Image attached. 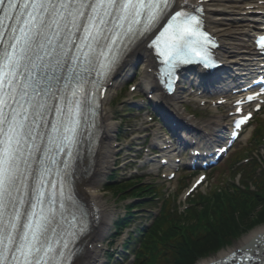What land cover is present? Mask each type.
I'll return each instance as SVG.
<instances>
[{
    "label": "snow or ice",
    "instance_id": "1",
    "mask_svg": "<svg viewBox=\"0 0 264 264\" xmlns=\"http://www.w3.org/2000/svg\"><path fill=\"white\" fill-rule=\"evenodd\" d=\"M186 8L176 0H0V264H69L70 177L90 74L146 33L170 68L200 55V21Z\"/></svg>",
    "mask_w": 264,
    "mask_h": 264
},
{
    "label": "trees",
    "instance_id": "2",
    "mask_svg": "<svg viewBox=\"0 0 264 264\" xmlns=\"http://www.w3.org/2000/svg\"><path fill=\"white\" fill-rule=\"evenodd\" d=\"M261 183L257 194L234 196L227 193L224 201L215 191L211 200V223L210 200L202 195L201 208L190 211L188 219H180L177 212L162 215L146 237L145 250L150 257L143 256L141 264H195L264 223V180ZM183 221L188 223L186 230L181 224Z\"/></svg>",
    "mask_w": 264,
    "mask_h": 264
},
{
    "label": "bare ground",
    "instance_id": "3",
    "mask_svg": "<svg viewBox=\"0 0 264 264\" xmlns=\"http://www.w3.org/2000/svg\"><path fill=\"white\" fill-rule=\"evenodd\" d=\"M186 0H178V4L182 3ZM192 1H198V0H192ZM221 0H211V5H207V24L210 25L211 29L215 32V35L220 39V42H223V49L219 50V58L224 59L226 57L225 50L227 49L226 45H228L227 41L232 40L236 42L237 49L240 51V53L236 56H240L241 58L245 59L252 56V49L250 45H248L247 40V33H245V30L240 31L241 33H235V34H227L223 29H220L221 23H223V17L221 12H219V5L217 4ZM217 4V6H216ZM216 7V8H215ZM251 19V16H243L240 19V24H242V27H248L246 24L250 25L252 24L249 20ZM137 55H141L145 59V64L147 68L152 67L154 68L153 59L150 55V52L144 48L139 47L137 50L132 52L127 58V60L123 63L122 67L119 69V71L115 74V77L113 79L112 87L108 90L107 96L102 101V111H101V141L100 146L98 148V151L94 150L92 152V155H90V158L85 161V165L87 166V170L84 172V174L77 179V182L75 184L76 191L79 194V196L83 199L85 203H90V205L97 206L100 210V219L97 220L94 227L91 228V231L89 234L86 235V237L83 240L84 245L86 246V249L83 248L80 253L79 261L76 260L73 264H92L93 262L96 263L95 259L98 257V249L97 244L100 243V238L103 237L108 230V227L112 223V216L110 213H108L105 209H103L101 205V197L102 195L95 191L98 186L99 178H102V175L106 170L109 169L111 165V159L114 154V149L112 147V142L110 143V140L113 139V134L116 131V125L112 120L113 115L110 113L108 103L110 102L109 93L114 91L116 87L122 82V80L127 76V74H130L131 72V64L132 60H135ZM145 90L154 89L158 91L155 82L153 81L152 75L146 74L145 77ZM143 84V83H142ZM178 98L173 99V103H177ZM175 113V112H174ZM176 114V113H175ZM222 117H220V120ZM219 119H216L209 123V127L211 131H214L216 128H218L220 125L218 121ZM212 126V128H211ZM264 234V227L261 229H257L252 232V234L244 239L243 245H248L249 242L254 240H257V246L260 245L264 246V237L261 239V237ZM261 239V240H260ZM94 246L93 251H90L88 249L89 245ZM234 253V252H233ZM232 254V253H231ZM231 254H221L219 258H216L215 260H210L208 262L202 263V264H208V263H215L218 261V259H224ZM81 262V263H80Z\"/></svg>",
    "mask_w": 264,
    "mask_h": 264
},
{
    "label": "rangeland",
    "instance_id": "4",
    "mask_svg": "<svg viewBox=\"0 0 264 264\" xmlns=\"http://www.w3.org/2000/svg\"><path fill=\"white\" fill-rule=\"evenodd\" d=\"M220 4H222V7H220L221 8L220 10H222V11L225 10L226 12H234L235 11V6H238V4H235L234 2H231V3L227 4V3H225L224 0ZM232 16H234V15H232ZM236 28H238V27H237V25L234 22L226 23V26L224 27V29H226L227 31L235 30ZM140 75H141V73H140ZM141 79H142L141 76L138 79H135V76H134V78H131L130 80H128V77H127V80L130 83L138 85V91L137 92L139 94L144 92V91L141 90V88H139V83H141ZM123 87H124V83H123V85H121L120 88H123ZM115 96H116L115 93L111 94V103H109V107H110L109 109L115 115V118H118L120 116V113H121L120 112L121 111L120 108H121V105H122L121 102H123V101L121 99H119V98H115ZM261 116L263 118L264 117V113ZM131 117H135L134 118V123H136V121H138V122L140 121V118H139V116L137 114L135 116H131ZM115 125H117V127H120V122H117ZM138 126L139 125L135 126V131L138 128ZM252 129H253V127L249 128L247 130V132L245 133L243 138L239 141V143L237 144L235 149H240V148H242V147H244L246 145V143L248 142V139H249V137L251 135ZM117 130L119 131V129H117ZM117 133H115L113 135V139H112L113 140L112 141L113 144L116 143L115 144V148L117 146V142H116L117 141L116 140ZM134 135H132V136L134 137ZM131 141H133V144L135 145L136 139L135 140H134V138L128 139L127 141H125L123 143L122 146H120V148H116L114 150L115 152H114V155H113L111 160L117 161L118 151L121 150V149H126ZM114 169H115V166L111 165L110 168L107 171L104 172V174L102 175V178L101 177L99 178L98 186H97V188L95 190L97 192L99 191V193L102 195V197H101V205H102L103 209H105L112 216V225H111V227L110 226L108 227L107 233L104 235V237H102L100 239V244L103 245V247L99 249L100 252H101L100 253V259L102 260V262H105L103 250H106V241L113 234V224L117 220L118 217H120V216H122L124 214V205L129 203L128 201L115 200V198L113 196V193H111L109 191H106V189H105V185H106L107 180L110 177V175L112 174L114 176ZM236 182H238V179H236ZM212 183H213V180H211V184L203 187L201 189V191L209 192L212 187H215L214 186L215 182L213 184ZM178 185L179 184L177 182L173 183L171 185V192L175 191ZM172 195H171V197H172ZM181 196H180V198H178V200L175 202V204L178 205V206L180 205V210L182 209V211H183L184 210L183 205H184V207H186L185 205H187V203H185L184 199H182ZM140 217H143V218H139V220L132 226V228L129 229V233H132V232L135 233V231L137 229L142 228V227H144L145 225L148 224V221L146 219H148L149 214L147 212H145V214H140ZM189 222L191 223V221H189ZM263 227H264V224L261 225V226L254 227V229H252L249 232L243 233L242 235L238 236L236 239L232 240L227 246H225L216 255H214V256L211 255V257L208 256V258L201 259V260H199V262H197V264H202V263L208 262L210 260H214L216 258H219L221 254H228V253L234 251L235 249H237V248H239V247H241L243 245L242 243H243L244 239L248 238L252 234L253 231H255L257 229H261ZM117 247H118V249L120 248V243L117 245ZM102 262L99 263V264H102Z\"/></svg>",
    "mask_w": 264,
    "mask_h": 264
}]
</instances>
